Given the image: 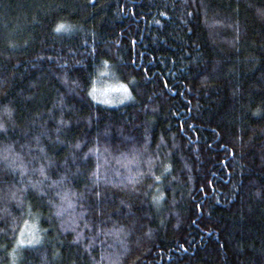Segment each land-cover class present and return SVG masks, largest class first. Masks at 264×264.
<instances>
[{
	"label": "trees",
	"instance_id": "1",
	"mask_svg": "<svg viewBox=\"0 0 264 264\" xmlns=\"http://www.w3.org/2000/svg\"><path fill=\"white\" fill-rule=\"evenodd\" d=\"M0 264H264V0H0Z\"/></svg>",
	"mask_w": 264,
	"mask_h": 264
},
{
	"label": "rangeland",
	"instance_id": "2",
	"mask_svg": "<svg viewBox=\"0 0 264 264\" xmlns=\"http://www.w3.org/2000/svg\"><path fill=\"white\" fill-rule=\"evenodd\" d=\"M109 90L111 91V93L113 94L114 90L116 92H120V93H124V89L123 88H120L118 85L116 84H111ZM124 95V94H123Z\"/></svg>",
	"mask_w": 264,
	"mask_h": 264
},
{
	"label": "snow or ice",
	"instance_id": "3",
	"mask_svg": "<svg viewBox=\"0 0 264 264\" xmlns=\"http://www.w3.org/2000/svg\"><path fill=\"white\" fill-rule=\"evenodd\" d=\"M158 179V178H157ZM162 195V194H161Z\"/></svg>",
	"mask_w": 264,
	"mask_h": 264
}]
</instances>
